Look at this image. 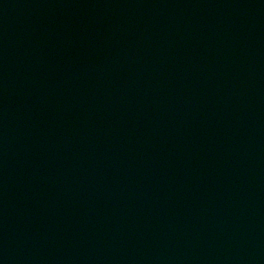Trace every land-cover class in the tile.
<instances>
[{
	"label": "water",
	"instance_id": "95a60500",
	"mask_svg": "<svg viewBox=\"0 0 264 264\" xmlns=\"http://www.w3.org/2000/svg\"><path fill=\"white\" fill-rule=\"evenodd\" d=\"M0 264H264V0H0Z\"/></svg>",
	"mask_w": 264,
	"mask_h": 264
}]
</instances>
